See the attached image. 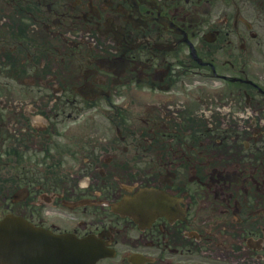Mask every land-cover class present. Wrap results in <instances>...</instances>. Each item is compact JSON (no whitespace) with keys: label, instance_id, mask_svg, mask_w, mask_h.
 <instances>
[{"label":"flooded vegetation","instance_id":"af4514ba","mask_svg":"<svg viewBox=\"0 0 264 264\" xmlns=\"http://www.w3.org/2000/svg\"><path fill=\"white\" fill-rule=\"evenodd\" d=\"M7 218L97 264H264V0H0Z\"/></svg>","mask_w":264,"mask_h":264},{"label":"water","instance_id":"95a60500","mask_svg":"<svg viewBox=\"0 0 264 264\" xmlns=\"http://www.w3.org/2000/svg\"><path fill=\"white\" fill-rule=\"evenodd\" d=\"M11 230L0 234V259L9 260L13 264H88L94 259L91 251L84 248L82 242L71 236H48L39 232L19 233ZM26 233H29L26 235Z\"/></svg>","mask_w":264,"mask_h":264},{"label":"rangeland","instance_id":"374dc122","mask_svg":"<svg viewBox=\"0 0 264 264\" xmlns=\"http://www.w3.org/2000/svg\"><path fill=\"white\" fill-rule=\"evenodd\" d=\"M142 109V108H141Z\"/></svg>","mask_w":264,"mask_h":264}]
</instances>
